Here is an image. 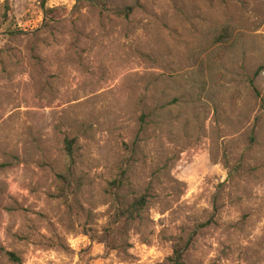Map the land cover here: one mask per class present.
I'll return each instance as SVG.
<instances>
[{
	"label": "rangeland",
	"instance_id": "obj_1",
	"mask_svg": "<svg viewBox=\"0 0 264 264\" xmlns=\"http://www.w3.org/2000/svg\"><path fill=\"white\" fill-rule=\"evenodd\" d=\"M174 252L264 264V0H0V264Z\"/></svg>",
	"mask_w": 264,
	"mask_h": 264
},
{
	"label": "trees",
	"instance_id": "obj_2",
	"mask_svg": "<svg viewBox=\"0 0 264 264\" xmlns=\"http://www.w3.org/2000/svg\"><path fill=\"white\" fill-rule=\"evenodd\" d=\"M64 150H65L66 156L69 157L70 156V145H69V143L65 142ZM7 256L9 258L13 259V256L11 254H7ZM179 259H180L179 253L174 252V256L172 258V264H178Z\"/></svg>",
	"mask_w": 264,
	"mask_h": 264
}]
</instances>
